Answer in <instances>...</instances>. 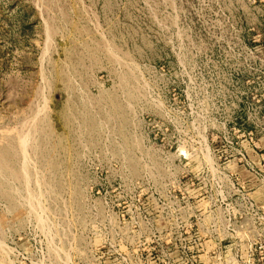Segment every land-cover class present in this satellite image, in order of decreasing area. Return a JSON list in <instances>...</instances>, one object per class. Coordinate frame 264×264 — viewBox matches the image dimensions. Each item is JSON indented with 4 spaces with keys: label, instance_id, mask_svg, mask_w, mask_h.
Listing matches in <instances>:
<instances>
[{
    "label": "rangeland",
    "instance_id": "374dc122",
    "mask_svg": "<svg viewBox=\"0 0 264 264\" xmlns=\"http://www.w3.org/2000/svg\"><path fill=\"white\" fill-rule=\"evenodd\" d=\"M0 264H264V0H0Z\"/></svg>",
    "mask_w": 264,
    "mask_h": 264
}]
</instances>
